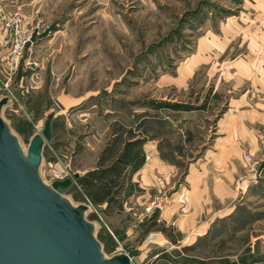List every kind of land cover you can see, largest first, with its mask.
I'll list each match as a JSON object with an SVG mask.
<instances>
[{
  "label": "rangeland",
  "instance_id": "rangeland-1",
  "mask_svg": "<svg viewBox=\"0 0 264 264\" xmlns=\"http://www.w3.org/2000/svg\"><path fill=\"white\" fill-rule=\"evenodd\" d=\"M0 10L38 29L8 84L0 30L2 115L23 149L46 117L33 113L53 111L120 170L105 202L77 181L65 194L90 207L106 257L264 264V0H0ZM57 144L43 152L48 182L77 167L81 148Z\"/></svg>",
  "mask_w": 264,
  "mask_h": 264
},
{
  "label": "water",
  "instance_id": "water-1",
  "mask_svg": "<svg viewBox=\"0 0 264 264\" xmlns=\"http://www.w3.org/2000/svg\"><path fill=\"white\" fill-rule=\"evenodd\" d=\"M9 104L8 97L0 98V264L137 263L138 249L106 257L95 224L86 218L90 207L65 195L79 173L62 181L44 178L43 152L55 112L24 150L2 115Z\"/></svg>",
  "mask_w": 264,
  "mask_h": 264
},
{
  "label": "crops",
  "instance_id": "crops-1",
  "mask_svg": "<svg viewBox=\"0 0 264 264\" xmlns=\"http://www.w3.org/2000/svg\"><path fill=\"white\" fill-rule=\"evenodd\" d=\"M104 113L105 112H103V114ZM45 114L46 113L44 111L43 112L40 111L37 114L33 113V116H34L35 120H40V119H42L48 115V114L47 115H45ZM96 114L97 113L94 111V112L90 113L89 115L92 117L91 119L97 125V127H101L103 122H101L99 120V118L95 119ZM58 122H61V121L58 120V118L56 117V113H55V117L52 120L51 141H50V143L46 144V146L49 147L50 144H52V145H54V147L56 149H60L61 145L57 144V142L69 141V144L75 145V146H77V148H81L80 151L76 152V153H78V155L74 156V159L76 158L75 162H77L76 163L77 167H75V169H73V170H76V171H74V173L80 174L78 180L86 178V176L89 172H95V171H100V170H110L113 168V167H111V165L110 166L105 165L107 159L106 158L103 159V154H102L103 152L98 151L97 150L98 147L96 148V145L91 143V141H92L91 138L96 139L95 135L88 136L85 133L80 134L79 132L76 133L74 131L69 133L66 130V127H62L61 125H58L57 124ZM104 126H106V125H104ZM80 135H82V137ZM54 139H56L57 142H55ZM90 144H93V145H90ZM86 151H87V153H86V155H84ZM103 202H105V201H103Z\"/></svg>",
  "mask_w": 264,
  "mask_h": 264
},
{
  "label": "built area",
  "instance_id": "built-area-1",
  "mask_svg": "<svg viewBox=\"0 0 264 264\" xmlns=\"http://www.w3.org/2000/svg\"><path fill=\"white\" fill-rule=\"evenodd\" d=\"M0 30L3 31V39H5L6 44L9 45L6 55V73L9 76L6 84H8L10 76L17 71L21 62L24 61L23 56L32 45L33 40L38 33V29L32 28L31 30H28L26 24H24L21 18L16 14L11 16L0 10ZM40 131L41 129L36 133H39ZM67 178H72V173L57 171L53 174V177L49 182L53 180L62 181ZM75 184L76 182H74V185Z\"/></svg>",
  "mask_w": 264,
  "mask_h": 264
},
{
  "label": "trees",
  "instance_id": "trees-1",
  "mask_svg": "<svg viewBox=\"0 0 264 264\" xmlns=\"http://www.w3.org/2000/svg\"><path fill=\"white\" fill-rule=\"evenodd\" d=\"M115 168L89 172L86 178L77 180V183L83 192L96 202L107 201L112 194L115 179L120 176V170Z\"/></svg>",
  "mask_w": 264,
  "mask_h": 264
}]
</instances>
